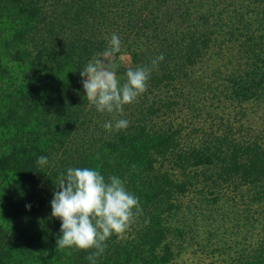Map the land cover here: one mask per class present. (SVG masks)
<instances>
[{"label": "trees", "instance_id": "16d2710c", "mask_svg": "<svg viewBox=\"0 0 264 264\" xmlns=\"http://www.w3.org/2000/svg\"><path fill=\"white\" fill-rule=\"evenodd\" d=\"M238 1L0 0V264H91L93 249L56 246L50 202L70 167L120 177L142 209L96 264H264V113L263 128L245 134L191 128L176 114L181 102L202 110L193 75L222 34L248 58L225 89L235 118L236 107H264V0L230 14ZM113 34L121 79L164 56L122 114L98 112L80 76ZM116 119L129 126L105 130Z\"/></svg>", "mask_w": 264, "mask_h": 264}, {"label": "clouds", "instance_id": "9594fccd", "mask_svg": "<svg viewBox=\"0 0 264 264\" xmlns=\"http://www.w3.org/2000/svg\"><path fill=\"white\" fill-rule=\"evenodd\" d=\"M120 52L121 40L113 34L106 50L94 55L80 71L85 97L98 112L122 114L125 105L147 91L151 72L164 60L161 54L150 65L129 68L121 79L117 76L119 65L112 62L113 56ZM128 126L127 119L104 124L107 131ZM99 158L97 155L96 159ZM48 162L45 156H39L36 161L40 166ZM56 189L50 203L51 216L61 221L57 249H93L86 257L91 264H96L105 252L106 241L113 234L122 236L142 215L139 198L127 189L126 181L115 175L105 179L97 169L70 167L66 175L61 173L58 177ZM145 223H150V219Z\"/></svg>", "mask_w": 264, "mask_h": 264}, {"label": "rangeland", "instance_id": "374dc122", "mask_svg": "<svg viewBox=\"0 0 264 264\" xmlns=\"http://www.w3.org/2000/svg\"><path fill=\"white\" fill-rule=\"evenodd\" d=\"M238 3L239 6L237 4L235 7L230 8V14L234 13V8L240 9V11L242 8H246V3L244 1L239 0ZM245 19V22L247 23L248 21H254L255 25H253L252 28H255L258 25L255 18H253L250 13L245 16ZM240 32L243 36L247 35L244 28H242ZM258 34L259 31H257V35ZM222 38L226 40L225 44L222 46L219 45L221 39L220 37L218 44L212 46L213 48L209 52L210 54L196 66V72L193 75V78L200 80V89L197 88V90H193L192 95H194L195 100L198 101L196 105L201 107L202 110L193 111L190 107H183V102H181L179 105L180 108L178 109H181L182 111L176 112L179 117L178 122L183 119L184 124L188 127L192 128L195 126L196 128L206 129L207 131L213 130L216 131V133L222 132L223 126L225 125H232L233 129L236 131L238 128H241L242 132H239L243 134L248 132L247 130L253 133V131L250 130V127H253V130L263 128L259 117L264 113V107L260 109L256 107L253 109L251 105L249 106L246 104V110H244L245 106H243V109L236 107L238 112L237 119L235 118L236 110L233 103L229 100V98H227L228 94L225 92V89L231 85L229 76L241 66H245L248 59L245 55H242L243 58H240L241 54L239 52L242 50V47L240 46H242L243 41L228 43L227 40L229 39V35L227 36L226 34H222ZM120 59L124 63L130 64L131 57L128 54H122ZM113 61L114 56L112 58V62ZM188 89L189 88L185 89V92H188ZM214 96L220 98L221 100L212 101V97ZM244 113H247V118H245ZM185 119H187V122H185ZM189 137L194 139L198 138L193 135H189Z\"/></svg>", "mask_w": 264, "mask_h": 264}]
</instances>
